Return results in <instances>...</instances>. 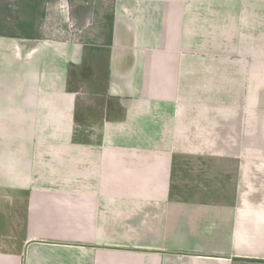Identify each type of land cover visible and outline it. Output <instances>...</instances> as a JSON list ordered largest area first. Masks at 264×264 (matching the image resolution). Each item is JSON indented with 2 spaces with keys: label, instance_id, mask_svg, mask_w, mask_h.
<instances>
[{
  "label": "crops",
  "instance_id": "crops-1",
  "mask_svg": "<svg viewBox=\"0 0 264 264\" xmlns=\"http://www.w3.org/2000/svg\"><path fill=\"white\" fill-rule=\"evenodd\" d=\"M78 1H84L73 0L79 8L88 6L86 0ZM103 1L111 7L106 96L126 106L120 98V81H127L122 72L129 73L139 55L154 62L155 50L168 48L171 63L164 69L172 72L163 77L158 72V77L177 80L178 92L171 93L178 102H169V114L168 105L157 98L154 102L163 111L159 117L174 123L175 129L183 122L192 128L191 136L186 127L173 131L171 139L194 145V153H184L195 156L190 159H215L193 171L231 178L230 200L209 206L168 199L166 184L160 182L169 180L167 169L181 153L122 146L160 143L166 136L158 134L155 141L156 134L149 135L137 142L125 138L119 146L105 135L108 127L121 124L119 120H98L97 115L94 123L78 120L76 96L81 94L67 88L66 58L71 55L63 45L51 46L33 35L22 51L21 41L11 40L13 48L3 40L0 127L9 117L15 134L0 132V213L21 203L25 233L22 239L7 235L6 243L0 239V264H118L120 250L112 249L120 247L115 213L125 188L148 192L155 216L149 219L153 227L134 236L138 240L126 239L133 251H121L125 264H264V0ZM6 55L13 58V70L1 72ZM201 66L208 75L199 86ZM205 96L209 102L201 104ZM221 96H226L224 108L217 103ZM145 103L140 101L142 113L150 116ZM88 113L83 111V119ZM4 126V133L10 132ZM84 128L91 135H81ZM216 143L226 150H215ZM199 145L206 150H198ZM124 176L127 183L120 184ZM137 212L131 211L129 218ZM186 236L193 238L190 247L183 243ZM182 249L189 252L181 254Z\"/></svg>",
  "mask_w": 264,
  "mask_h": 264
},
{
  "label": "rangeland",
  "instance_id": "rangeland-1",
  "mask_svg": "<svg viewBox=\"0 0 264 264\" xmlns=\"http://www.w3.org/2000/svg\"><path fill=\"white\" fill-rule=\"evenodd\" d=\"M64 2L69 4L67 6H62ZM86 2H88V6H86L85 9H81L78 7L79 5L73 3V0H0V43L4 40L5 43H8V47L12 45L14 48V45L16 47V44H14L16 40L21 41L20 43L24 47L22 49L23 51L27 50L25 49V46L28 45L26 39L32 38L31 36L33 35H39L46 40L45 42H49L51 46L60 47L63 45L64 47H62V49H66L65 53L68 50L71 55L70 58H66L68 61L65 67L67 70V88L70 91H75V93L79 92V94H81V96H76L78 120L82 118V121L94 123V121H98L100 118L104 119L106 116L109 122L114 119V121L119 120V123H121L120 125L108 127L105 132V135L114 137L119 146L122 145L121 142L124 141L125 138L129 141L137 142L144 141V137L149 135L156 134L153 136V140H155L154 137L158 134L166 136V140L160 143L138 144L137 142V144L129 143L128 145L125 144L122 146H125L130 151L150 150L157 153L162 151L163 155H166L164 152H171V154L181 153L177 155L176 161L172 159L174 165L171 169H167V171L170 170L171 173L169 180L166 179L164 182H160L166 184L168 199H179L184 201L194 200L202 205L209 206H212L214 204L213 202L221 201V199L226 200V202L229 201L231 178L226 180V175L221 177L208 176L205 170L203 171L204 173L196 172V174L195 171H193L197 166L202 169V166L210 165L209 162L215 161V159L210 161L205 158L190 159L195 158V156H187L190 154L184 153H190L192 151L194 153V145L190 143L189 145L184 144L185 146H183V143L180 141L173 142V139H171L175 137L173 131L175 132V130H177L180 132L181 130H187V128V131H190L188 135L191 136L194 133L192 128L187 127L183 122L175 129L174 123H167L164 118L159 117L160 114H163V111L160 110V106L155 103L157 102L155 101L157 98H160V101H164L165 103L163 104H167L169 108V102H178L175 100L176 97L171 93L172 91H175V94L176 91L178 92L179 88L175 86L177 80L170 75L164 80H160L158 77V72L163 77V73L168 75L169 71H171L170 69H164L165 67H169L171 63L169 60V53H165V50H168V48L156 49L155 53L151 55L155 57L154 62L152 60L150 62L143 61L139 55L138 59L136 58L135 60L133 69L129 73L125 71L122 72V75L124 73L127 77V81H120L122 84L120 83L119 85L124 88V91L120 93V98L124 100L122 102L127 107L118 106L115 100L107 97L104 92L108 87L106 83L109 78V70L105 62L109 57L110 49L108 44L109 40L111 41L109 33L111 7L108 2H104L103 0H86ZM11 40L14 41V43ZM60 42H65L66 45L59 44ZM136 48L141 49L138 45ZM10 50L12 51L13 49ZM134 50L135 47L132 48L133 52ZM169 50L175 51L178 49L174 48V50H172L169 48ZM2 51L4 52V50ZM7 54H9V50ZM9 59L13 62V58L11 59L9 56L3 58L1 62V72L5 71V69L7 72L11 71L9 68L13 70V66H9ZM100 59L104 62L102 63L103 66L98 62ZM91 61L93 62L92 64L90 63ZM203 68H205V66L199 67V86L201 85L200 80H204L208 75L203 71ZM209 76L211 77L212 75L209 74ZM218 76L219 75L216 74L215 79H217ZM202 85L204 86V81H202ZM168 86H172V88H170L171 91L170 89L164 91ZM125 87L129 89L127 92L125 91ZM133 89H135L136 92H134ZM99 92H103V94H100L98 97L94 95L90 96L93 93ZM126 93L129 94L126 95ZM121 94H123V96ZM127 99L130 103H128ZM209 99L210 97L205 96L202 98L201 104H207ZM140 101L146 102L145 106H149L151 110L150 116H146L142 113L144 106H140ZM137 103L139 106L135 107L134 104ZM217 103L224 108L226 105V96L220 98V101ZM149 104L153 105L150 106ZM83 109L90 113L87 114V119H83ZM171 111L173 112V109L170 108L168 113L171 114ZM95 115L98 116V120L95 118ZM184 120L187 121V119ZM11 121L12 119L9 117L3 120L2 126L0 127L1 134H15V132H12L14 128L11 127ZM4 125L10 128V132L4 133L6 129ZM57 130L58 129H56V134L59 133ZM87 131L88 130L84 128L83 132L81 131V135H91V133ZM189 136L185 138H189ZM205 146L206 145H199L198 150H202V148L206 150ZM214 148H216L215 150H226V145L216 143ZM222 161L223 159L221 163ZM224 162L226 163V160H224ZM123 178L125 179H119L118 182L120 184L127 183L126 176ZM140 182L144 183V179ZM218 185H220V189ZM224 188H226V191H224ZM120 195L122 198L119 197L118 207H116L117 212L115 213L120 226V235L118 237L120 239V243H118L120 247L112 249L120 250L117 251L119 257L115 262L118 264H125L124 261H126L127 258L122 255L123 253L121 254V251H133L130 246L125 244L127 242L126 239L133 238V240H138L136 237L143 236L144 234H142V232L144 230L153 227L149 219H152V217L155 218V216L153 215L154 208L152 210V207L149 205H153L154 203L150 200L152 197L149 196L148 192L137 190L127 191L125 188L120 191ZM134 200L136 201L134 202ZM140 209L143 210H141L142 213L139 211ZM133 210H137L138 212L136 216H133L134 218H129L131 217L130 212ZM22 214H24V209L21 203L12 210L5 207V210L0 213V239L2 242L6 243L7 235H13L21 239L24 237L25 226L22 224ZM13 218L19 221L18 226L13 224ZM186 221V218L182 221L184 227H186L188 223ZM138 227L141 228L142 231L139 229L141 232L137 230ZM216 229H214L215 232L221 231V228L218 230ZM134 236L136 237L134 238ZM191 238V236H186V238L183 239V243L186 244V247H190L193 241V238ZM151 239H154V237H151ZM193 243H195V241ZM180 251L181 254H185V252H189V249H182Z\"/></svg>",
  "mask_w": 264,
  "mask_h": 264
},
{
  "label": "water",
  "instance_id": "water-1",
  "mask_svg": "<svg viewBox=\"0 0 264 264\" xmlns=\"http://www.w3.org/2000/svg\"><path fill=\"white\" fill-rule=\"evenodd\" d=\"M84 3V1H78V0H75V3Z\"/></svg>",
  "mask_w": 264,
  "mask_h": 264
}]
</instances>
